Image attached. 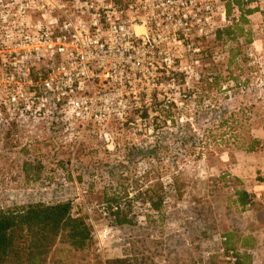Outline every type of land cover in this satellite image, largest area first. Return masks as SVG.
<instances>
[{"label":"rangeland","instance_id":"rangeland-1","mask_svg":"<svg viewBox=\"0 0 264 264\" xmlns=\"http://www.w3.org/2000/svg\"><path fill=\"white\" fill-rule=\"evenodd\" d=\"M201 49L207 58L193 77L169 90L170 111L140 130L111 123L76 145L41 128L0 127V209L70 202L84 220L76 183L87 204L128 211L131 223L114 227L102 244L107 261L139 255L146 264H228L220 250L234 234L252 238L248 264H264V188L257 186L264 180V42L255 61L222 41H203ZM230 114L234 120L217 129ZM249 136L261 143L254 153L241 150ZM237 191L251 200L242 209ZM92 219L104 229L96 210ZM96 251L93 240L81 253L56 244L46 264H102Z\"/></svg>","mask_w":264,"mask_h":264},{"label":"built area","instance_id":"built-area-1","mask_svg":"<svg viewBox=\"0 0 264 264\" xmlns=\"http://www.w3.org/2000/svg\"><path fill=\"white\" fill-rule=\"evenodd\" d=\"M240 2L251 12L245 29L255 61L264 0ZM239 16L233 0H0V127L41 128L76 145L111 123L145 128L170 111L176 81L193 77L201 42ZM74 185L105 264L102 244L119 208L87 204V190ZM95 210L103 230L93 222ZM225 257L238 264L234 252Z\"/></svg>","mask_w":264,"mask_h":264},{"label":"trees","instance_id":"trees-1","mask_svg":"<svg viewBox=\"0 0 264 264\" xmlns=\"http://www.w3.org/2000/svg\"><path fill=\"white\" fill-rule=\"evenodd\" d=\"M234 7L240 13L238 22L222 31H217L211 42H223L226 46L235 45V48L246 52L251 45V36L245 26L247 20L245 16L251 15L250 11L244 9L240 0H233ZM227 14L230 15L232 8L226 5ZM236 50V51H237ZM206 50L201 49L200 55L196 59L195 68L200 67L205 58ZM229 55V54H228ZM232 59V58H231ZM205 77V76H204ZM209 78V76H208ZM204 78L201 82H205ZM211 84L217 85L218 79L212 78ZM210 85L200 90L207 91ZM234 120V115L230 114L226 118H220L216 126L223 128L228 121ZM248 144L241 148L246 153H254L261 143L248 137ZM30 166L24 164V171H29ZM40 180L36 172L31 181L33 183ZM236 204L242 209L251 203L250 198L244 192H235ZM113 201V200H111ZM151 210L158 212L160 202L150 200ZM127 209L119 210L114 216L112 225L116 229L127 226L131 223ZM90 228L73 211L70 202H63L53 205L31 204L22 207L0 209V264H46L51 249L56 244L65 245L71 252L81 253L91 247L92 239ZM225 243L221 248L222 253L232 251L238 257V264H248L251 261L253 241L251 237H236L234 234H227ZM133 260H112L105 264H146L147 258L135 255Z\"/></svg>","mask_w":264,"mask_h":264},{"label":"crops","instance_id":"crops-1","mask_svg":"<svg viewBox=\"0 0 264 264\" xmlns=\"http://www.w3.org/2000/svg\"><path fill=\"white\" fill-rule=\"evenodd\" d=\"M255 134H256V136L255 137H259V136H261V135H263V134H259L258 132H254ZM255 139V138H254ZM258 139V138H257ZM236 161V160H235ZM237 162V161H236Z\"/></svg>","mask_w":264,"mask_h":264}]
</instances>
